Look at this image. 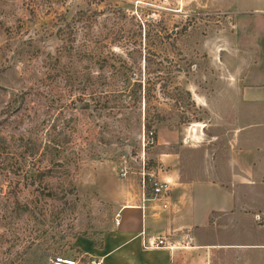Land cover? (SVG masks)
I'll list each match as a JSON object with an SVG mask.
<instances>
[{
	"label": "rangeland",
	"instance_id": "374dc122",
	"mask_svg": "<svg viewBox=\"0 0 264 264\" xmlns=\"http://www.w3.org/2000/svg\"><path fill=\"white\" fill-rule=\"evenodd\" d=\"M216 1L232 13L203 0H0V264H91L76 239L87 235L101 248L122 208L151 196L143 162L161 177L198 182L230 183L238 172L232 191L212 187V206H264V104L238 99L243 74L244 85L264 76V16L234 6L254 10L264 0ZM159 22L171 38L149 43ZM138 83L150 95L141 99ZM157 115L158 140L148 145L146 117ZM25 144L40 149L29 163L55 157L62 165L51 183L69 194L66 204L36 200L11 172ZM259 214L263 225L264 207ZM256 219L236 211L203 236L264 244ZM230 251L264 264V248Z\"/></svg>",
	"mask_w": 264,
	"mask_h": 264
},
{
	"label": "crops",
	"instance_id": "0c3cea01",
	"mask_svg": "<svg viewBox=\"0 0 264 264\" xmlns=\"http://www.w3.org/2000/svg\"><path fill=\"white\" fill-rule=\"evenodd\" d=\"M197 4L196 1L195 6ZM234 6L235 10H238L237 13L264 16V1H261L254 10L241 6L239 2ZM202 7L215 11L220 9L219 11L226 14L232 13L230 10L232 6L223 7L222 4L221 9L216 0H203ZM259 76L260 79L256 83L244 85L243 74V78H240L239 100L245 103L264 104L262 81L264 76L262 74ZM254 78L257 79L256 74ZM167 178L175 184L168 210H163L160 204L152 202L124 206L120 212V226L115 222V227L103 235L101 248H97L93 240L85 237L76 239V248L84 257L100 261L101 264H256L253 256L247 254L242 258L240 253L232 256L230 250L248 252L250 248H264V244L243 242L234 245L214 244L207 242V238L203 236L209 226L218 228L222 224V219L232 220V215L236 211L255 213V219L257 215L260 216V210L264 206L254 210L243 207L239 208L240 210L233 209L228 204L217 209L212 206V198L216 197L212 187L223 192H229V188L232 191L233 180L243 179L238 172H233L227 179L231 181L230 183H219L214 180L198 182L192 176ZM230 195L232 196V193ZM137 211H141V215ZM251 222L260 236L261 229L264 231V224H260L257 219ZM254 232L252 234L255 239ZM158 238L167 240L172 248L151 247V243Z\"/></svg>",
	"mask_w": 264,
	"mask_h": 264
},
{
	"label": "trees",
	"instance_id": "16d2710c",
	"mask_svg": "<svg viewBox=\"0 0 264 264\" xmlns=\"http://www.w3.org/2000/svg\"><path fill=\"white\" fill-rule=\"evenodd\" d=\"M123 13V11H121ZM151 23H149L150 26ZM153 26V25H151ZM162 23H156L155 25V29L157 30V33L155 35H152V33L150 32V30L147 32V36L146 38L149 40V43L152 39L156 38L157 40H161L163 41L165 38L170 39L171 35L170 34H163L164 29L162 27ZM63 33V31H60V35ZM68 50L67 51V56L70 58H73V52H74V41H72L68 46ZM78 51V50H77ZM80 51V50H79ZM68 83L70 84H74L75 82H77V79L75 76L68 75ZM138 89L141 93V96L143 95V97H140L141 99L146 97L147 95H150L151 89L148 87H145V96L142 93V83H138ZM188 97H190V93H186ZM184 99L185 104L187 103V101L189 100L188 98L185 97V94L181 95ZM187 105V104H186ZM86 107L88 108L89 105H86ZM161 122V118L159 115L155 116L153 119L146 117V121L144 124V128H145V135L147 137V142L148 145H153L157 142L158 140V135L155 129V125ZM19 140L21 142H25L27 139H25L24 137H20ZM24 150L23 152L19 155V157L16 159L15 165L13 166V170L11 171L15 176L20 178V183L24 184L25 186L31 188L32 190V195L37 196L36 200H54V201H61L64 202L65 204L67 203V198L69 197V194H64L62 197L59 196V193L54 191V187L51 183V179L54 178L57 174V168L56 167H62V165L60 163H57L56 158H51L50 161L48 162V165H43L45 162V159L41 160H37V161H33L31 163H29L28 159L32 158H36L35 156L38 155L39 152V148H35L32 147L30 145H24ZM3 153H5L7 155V151L4 150ZM59 154V152L57 153ZM4 156V155H3ZM50 156V155H48ZM53 156V155H51ZM48 159V158H47ZM6 163V160L4 161ZM32 164V165H31ZM154 165H150L148 163L147 165V169L150 170V168H152ZM73 195H75L74 191L72 190ZM25 210H28V207H25ZM75 235L74 238H76ZM86 238L91 239L90 237H88L87 235H85ZM103 238V237H102ZM102 243V242H101ZM100 243V244H101ZM98 243V245H100ZM80 252V251H79Z\"/></svg>",
	"mask_w": 264,
	"mask_h": 264
},
{
	"label": "built area",
	"instance_id": "2783aa9c",
	"mask_svg": "<svg viewBox=\"0 0 264 264\" xmlns=\"http://www.w3.org/2000/svg\"><path fill=\"white\" fill-rule=\"evenodd\" d=\"M142 184L144 189L147 188V186L151 187V196L146 194L144 192L142 194V202L148 203H158L160 204V207L163 210H168L170 208V198H171V192L172 189L175 187V184L173 181H171L169 178L165 176H160V173L156 171L155 169L148 170L147 165L145 162H143L142 166ZM125 171V170H124ZM125 173V172H124ZM126 174H123V176H126ZM121 216L120 214L116 215V225L120 226ZM151 247L155 248H172L167 240H164L163 238H158L156 241L151 243ZM55 264H82L80 259H73V258H62L58 257L54 261ZM91 264H101L100 261L93 260Z\"/></svg>",
	"mask_w": 264,
	"mask_h": 264
}]
</instances>
